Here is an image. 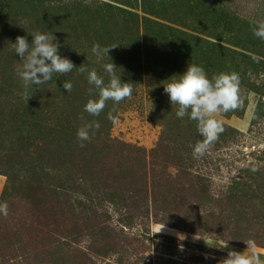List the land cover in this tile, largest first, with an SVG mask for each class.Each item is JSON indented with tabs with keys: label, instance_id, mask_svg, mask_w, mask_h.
<instances>
[{
	"label": "rangeland",
	"instance_id": "rangeland-1",
	"mask_svg": "<svg viewBox=\"0 0 264 264\" xmlns=\"http://www.w3.org/2000/svg\"><path fill=\"white\" fill-rule=\"evenodd\" d=\"M148 4L0 0V202L8 205L0 213V264H221L215 255L237 251L233 243L264 245V40L250 30L264 21V0ZM33 31L51 32L58 54L76 68L33 86L25 102L10 43L17 36L31 43ZM96 43L117 46L108 57L133 92L90 116L91 85L78 69H95L107 81L110 60L91 53ZM208 49L255 87L240 91L241 116L215 117L240 134L225 129L223 146L209 150L219 161L209 160L213 177L202 198L195 175L165 162L182 156L185 142L156 144L173 139L163 84L186 71L191 54ZM92 120L100 128L80 147L77 130ZM68 178H76L72 187L61 186ZM105 194L142 217L135 228L120 223ZM223 240L232 243L222 247Z\"/></svg>",
	"mask_w": 264,
	"mask_h": 264
},
{
	"label": "clouds",
	"instance_id": "clouds-1",
	"mask_svg": "<svg viewBox=\"0 0 264 264\" xmlns=\"http://www.w3.org/2000/svg\"><path fill=\"white\" fill-rule=\"evenodd\" d=\"M250 30L255 37L264 40V21L253 24ZM30 35L31 43L23 36H17L15 42L10 43L13 53L20 58L15 73L23 83L25 102L33 95L30 94L33 86L50 81L54 74L65 76L76 68L70 59L58 54L60 45L55 42L56 37L51 32L33 31ZM115 47L117 46L102 47L96 43L91 48V53L98 61L105 58L110 60V63L104 65L107 81L95 69L89 70L84 65L78 69L81 74L87 73V82L91 85L88 88L91 98L84 105V111L90 116H99L109 100L119 104L132 95V83L121 82L120 75L115 71L117 67L108 57L109 50ZM166 81L168 82L163 84L164 92L168 95L170 104L177 106L176 117L183 119L187 116L196 122L201 139L192 146V155L201 158L224 131L222 123L215 117L235 111L241 106L240 76L235 72H220L209 78L202 66L189 63L186 71L173 75ZM62 87L71 92L73 85L70 81H65ZM99 128L100 124L96 120L82 123L77 130L79 146L84 147V142L89 141ZM0 213L7 215V202H0ZM163 227L164 225L159 231ZM245 244L247 249L255 248L254 241ZM222 247H227V242ZM221 264H261V260L255 251L245 254L244 251L229 250Z\"/></svg>",
	"mask_w": 264,
	"mask_h": 264
},
{
	"label": "trees",
	"instance_id": "trees-1",
	"mask_svg": "<svg viewBox=\"0 0 264 264\" xmlns=\"http://www.w3.org/2000/svg\"><path fill=\"white\" fill-rule=\"evenodd\" d=\"M137 1V0H124L125 6H128L130 8H133V10L137 9L138 6H136L133 2ZM149 2H155V0H140L141 3V7L139 6L138 8L143 9V6L145 5H149ZM185 2V0H184ZM151 5V3H150ZM135 7V8H134ZM151 15L152 13L149 12ZM66 15H68V13H66ZM148 30H146L143 34L147 33ZM172 33V32H171ZM164 34V33H163ZM173 34H175L173 32ZM165 39V38H164ZM163 39V40H164ZM156 40H159L156 38ZM194 58L193 60H190V64H196L199 66H202L208 77L211 78L214 74H218L220 72H226V73H231V72H235L231 70L230 68V63L228 61H226L228 63L229 66H226V64L224 63V60L222 58H219V54L218 51L211 49L209 51L205 50V52L200 55L197 53H193L191 54ZM224 55V54H223ZM240 76V75H239ZM254 88L255 85L254 84H249V83H243L242 78L240 79V91H243L244 89H249V88ZM256 89V88H255ZM260 93H264L263 92V88L260 87L259 89ZM166 93H164L165 98H163V100L166 101L165 105H161L162 107H165L166 105H169V110H168V115L166 114V116L163 118L165 122L168 123V128H169V134L171 136H173V139H171L170 142H168L167 140H164L163 138L159 139V141L156 144V148L158 149L160 144H165L168 143L169 145L172 146H176L177 144H181L183 142V145H181L180 147H182L184 149V153L182 156H176L175 158H165V162L168 165V167H173L176 172H178L179 174H183L186 176H190L191 174L195 175L196 179L198 180V182L201 183V188L199 189V191L202 194V198L206 197L208 195V187H209V183L212 180L213 177V172L212 168H210V164L213 163V161L216 163V161L218 162V159H213L212 157V153L209 152V150L206 152V154L201 157V158H195L192 155V146L201 139L200 135L197 132L196 129V122L190 120L187 116L184 117L183 119L177 118L175 115L176 112V108L177 106H173L170 104L169 98H166ZM168 96V95H167ZM164 110V109H163ZM222 116H227V117H231V116H236L239 117L241 116V113H237L236 111H231L228 112L226 114H222ZM174 119L176 120V124L172 126V123L174 121ZM255 119V114L253 113V117L251 120V123L253 122V120ZM222 123V122H221ZM224 131L223 133L219 136V139L217 140V142L210 148V150H218L220 149L224 142H223V135L226 130H230L231 132L235 133V134H240V132H238L237 130H235L234 128H232L229 125H226L224 123H222ZM23 141V139H21ZM25 143H27L29 146L31 145L30 143H28L27 141H25ZM32 143V142H31ZM212 160L211 161L209 160ZM219 164V163H218ZM215 167H217L215 165ZM211 170V171H210ZM76 178H68V179H64L61 186H65L67 188L72 187V185L75 183ZM105 202L109 203L111 208L113 209V212L116 213L120 219L121 222L120 223H124L122 224L123 226L127 227V228H135L137 226V220L142 218L135 216V214L132 212L130 207L126 206V203L122 202V200H119L117 198H115L114 196H110L105 194ZM155 203V202H154ZM212 203V202H211ZM157 204V203H155ZM157 206H154V209H156ZM152 213H154L153 211H151ZM229 222L227 221V224ZM230 225V223H229ZM225 242L222 243H226L227 240H223ZM221 242V241H219ZM232 242H227V244L231 245ZM238 244H234L233 246L235 247H240V248H244L247 249V247H241ZM256 247V246H255ZM258 248H262L264 249V245H260ZM215 256H219L220 258H226L227 257V253L226 252H219L218 255Z\"/></svg>",
	"mask_w": 264,
	"mask_h": 264
},
{
	"label": "crops",
	"instance_id": "crops-1",
	"mask_svg": "<svg viewBox=\"0 0 264 264\" xmlns=\"http://www.w3.org/2000/svg\"><path fill=\"white\" fill-rule=\"evenodd\" d=\"M233 246H231V248H232ZM234 249H236L237 250V252H245V254H248L250 251H255L258 255H259V257H260V260H261V264H264V249H262V248H258V247H255L254 249H242V248H240V247H233ZM226 253H228V251L226 252Z\"/></svg>",
	"mask_w": 264,
	"mask_h": 264
}]
</instances>
